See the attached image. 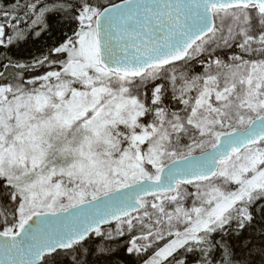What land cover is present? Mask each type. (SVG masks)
Returning a JSON list of instances; mask_svg holds the SVG:
<instances>
[{"label": "snow or ice", "instance_id": "1", "mask_svg": "<svg viewBox=\"0 0 264 264\" xmlns=\"http://www.w3.org/2000/svg\"><path fill=\"white\" fill-rule=\"evenodd\" d=\"M0 49V264H264V0H14Z\"/></svg>", "mask_w": 264, "mask_h": 264}, {"label": "trees", "instance_id": "2", "mask_svg": "<svg viewBox=\"0 0 264 264\" xmlns=\"http://www.w3.org/2000/svg\"><path fill=\"white\" fill-rule=\"evenodd\" d=\"M13 2H14V0H0V3H3L5 5H10ZM29 47H32V46L30 45ZM36 47H39V45H37ZM6 51L7 50L0 49V52H6ZM9 54L13 55L14 57H17V56H20L21 55L20 51H18L15 48H13L12 51H11V53H9ZM26 55H27V52L25 51L24 52V56H26ZM29 75H31V74H29ZM123 255H124L125 259H128L129 260V264H132V261L135 260V257L128 258L126 253H123Z\"/></svg>", "mask_w": 264, "mask_h": 264}]
</instances>
